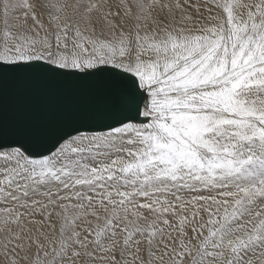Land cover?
Wrapping results in <instances>:
<instances>
[{
    "label": "snow or ice",
    "instance_id": "6c2138e0",
    "mask_svg": "<svg viewBox=\"0 0 264 264\" xmlns=\"http://www.w3.org/2000/svg\"><path fill=\"white\" fill-rule=\"evenodd\" d=\"M0 264H264V0H0Z\"/></svg>",
    "mask_w": 264,
    "mask_h": 264
}]
</instances>
